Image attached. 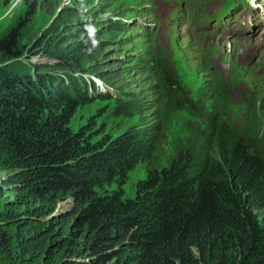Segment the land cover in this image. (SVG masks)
I'll return each instance as SVG.
<instances>
[{
  "label": "trees",
  "instance_id": "16d2710c",
  "mask_svg": "<svg viewBox=\"0 0 264 264\" xmlns=\"http://www.w3.org/2000/svg\"><path fill=\"white\" fill-rule=\"evenodd\" d=\"M22 30L0 36V264H264V90L243 97L239 128L233 89L211 61L192 100L157 52V123L94 140L93 126H71L90 87L21 61ZM49 46L57 63L87 53ZM173 109L197 120L193 138L149 171L143 196L126 198L128 175L152 163Z\"/></svg>",
  "mask_w": 264,
  "mask_h": 264
},
{
  "label": "rangeland",
  "instance_id": "374dc122",
  "mask_svg": "<svg viewBox=\"0 0 264 264\" xmlns=\"http://www.w3.org/2000/svg\"><path fill=\"white\" fill-rule=\"evenodd\" d=\"M223 3L224 0H0V36L21 25V61L48 69L59 78L71 77L88 84L90 103L78 108L71 126L74 131L93 126L94 134H99L94 140L119 136L143 123H157V111L163 106L155 93L160 80L152 60L157 52L167 55L192 100L210 82L211 61L233 89L231 119L243 128L248 113L243 97L264 90V22L242 29L240 19L245 10H239L228 23L232 33L213 27L196 30V24L202 25V20L195 19L199 10H218ZM257 37L263 41L247 48L245 42ZM48 44L58 50L79 44L87 53L70 62L57 63L43 51ZM235 79L240 80L236 88ZM195 125L197 120L186 110L170 112L165 142L151 164L141 163L128 175L123 185L126 198L143 196L149 171L168 166L178 144L193 138ZM118 187L119 183H115L107 191ZM71 207L68 199L60 204L59 211Z\"/></svg>",
  "mask_w": 264,
  "mask_h": 264
},
{
  "label": "bare ground",
  "instance_id": "6f19581e",
  "mask_svg": "<svg viewBox=\"0 0 264 264\" xmlns=\"http://www.w3.org/2000/svg\"><path fill=\"white\" fill-rule=\"evenodd\" d=\"M256 32V30L254 31V33ZM263 40L261 39V38H259V37H257V38H255V39H253V40H250L249 42H245V45H246V47L248 48V47H252V46H254V45H256V44H258V43H260V42H262ZM250 49V48H249Z\"/></svg>",
  "mask_w": 264,
  "mask_h": 264
}]
</instances>
